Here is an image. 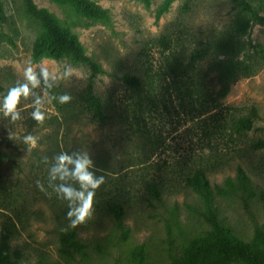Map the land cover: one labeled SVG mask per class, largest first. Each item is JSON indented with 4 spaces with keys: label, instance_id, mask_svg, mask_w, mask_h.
<instances>
[{
    "label": "rangeland",
    "instance_id": "1",
    "mask_svg": "<svg viewBox=\"0 0 264 264\" xmlns=\"http://www.w3.org/2000/svg\"><path fill=\"white\" fill-rule=\"evenodd\" d=\"M240 1L35 0L59 31L77 36L86 55L105 70L97 77V93L114 102L124 118L101 127L85 119L66 122L81 109L90 68L53 53L47 29L29 16L25 0H0V99L23 80L29 65L57 74L65 65L75 70L51 90L72 100L46 103L42 125L31 118L30 99L22 101L24 119L15 125L0 113V149L8 155L0 163V260L9 220L16 224L13 246L24 253L22 264H173L215 238L212 215L231 243L263 244L264 147L257 144L264 142V0H245L246 13ZM242 14L250 29L240 43ZM166 34L184 38L189 54L208 50L194 75L170 74L165 59L170 51L157 43ZM248 59L251 70L224 80L222 62ZM125 74L153 77V98L127 87ZM253 109L254 128L225 145L215 133L223 116H245ZM9 129L17 138L9 139ZM27 134L38 138L31 151L22 142ZM62 151H88L96 174L106 180L96 191L92 217L74 229L68 227L67 203L48 188L42 161ZM199 167L210 170L212 202L186 184ZM239 168L249 178L247 187L239 184ZM37 180L51 197L37 188ZM151 183L161 199L151 195ZM118 204L124 208L121 219L113 211Z\"/></svg>",
    "mask_w": 264,
    "mask_h": 264
},
{
    "label": "trees",
    "instance_id": "2",
    "mask_svg": "<svg viewBox=\"0 0 264 264\" xmlns=\"http://www.w3.org/2000/svg\"><path fill=\"white\" fill-rule=\"evenodd\" d=\"M25 1L29 16L40 21L47 29L53 42V53L68 56L76 64L87 65L93 73L87 89L80 96L81 109L78 113L66 118L68 120L66 122H81L85 119L87 122L98 124L101 127L119 123V119L124 118V115L119 113V109H117L114 102L110 99L103 98L96 90L97 77L100 74H105V70L86 55L77 36H65L62 34L51 15L38 9L35 0ZM240 5L245 13L250 11V6L245 0H241ZM249 29L250 22L245 14H242L237 28L240 43L242 42L241 38L247 35ZM157 43L165 51H170L168 55L165 54V59L171 69L170 74H173L176 78L184 79L194 75L192 73H195L193 71L198 67L197 63L205 59L208 54L206 48L194 49L189 54V46L185 43V39L177 38L174 40L170 34L163 35L157 40ZM222 48V45L216 47L217 50ZM249 63V59L238 60L237 62L232 60L222 62V66H224L222 70L224 80L234 73L251 70L252 68ZM123 81L127 87L134 89L140 95H144L143 97L146 100H151L155 94V80L150 75L140 77L125 74ZM257 118L258 113L256 109H253L251 114L245 116H238L236 114L224 115L219 127L215 128V133L217 132L221 138H224L225 145L238 143V139L236 138L247 136L248 132L254 128ZM257 147L263 148L264 142H259ZM5 158H8V155L0 149V163ZM208 171L210 170L205 167L193 169V172L186 180V184L199 196L212 202L213 188L208 177ZM238 181L240 185L248 186L249 178L243 168H239ZM231 183L234 185L232 181ZM148 190L155 199H161V190L154 183L148 185ZM113 211L118 219H121L124 215V208L121 204L114 205ZM211 222L216 229L215 238L188 256L174 258L173 264H264V240L262 245H256L253 248L241 244H233L224 234V229L215 215L211 216ZM15 234L16 224L12 220L7 221L4 227L0 264H22L24 253L20 248L13 246ZM64 239L66 249H69L70 240L68 237Z\"/></svg>",
    "mask_w": 264,
    "mask_h": 264
},
{
    "label": "clouds",
    "instance_id": "3",
    "mask_svg": "<svg viewBox=\"0 0 264 264\" xmlns=\"http://www.w3.org/2000/svg\"><path fill=\"white\" fill-rule=\"evenodd\" d=\"M71 65H65L61 73L51 71L46 66L38 69L31 65L25 67L23 80H18L15 86L10 87L0 99V113L15 125L22 121V101L31 100V118L37 124H43L46 119L45 104L58 100L60 104L69 103L72 100L70 94L52 95L51 90L58 86V80L71 78L74 74ZM39 90V91H38ZM17 138L16 134L9 129V139ZM22 142L28 146V150L38 146V138L32 134L24 135ZM48 166V188L52 189L57 198L67 203L68 211L66 219L69 228H76L90 219L94 212V198L96 191L105 184V176L97 175L98 169L88 151H62L51 159L42 158ZM37 188L51 197L44 184L36 181Z\"/></svg>",
    "mask_w": 264,
    "mask_h": 264
}]
</instances>
